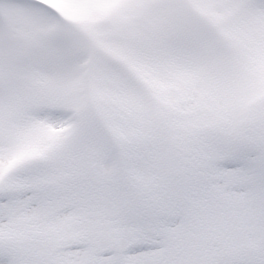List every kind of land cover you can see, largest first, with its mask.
<instances>
[{"label": "rangeland", "instance_id": "1", "mask_svg": "<svg viewBox=\"0 0 264 264\" xmlns=\"http://www.w3.org/2000/svg\"><path fill=\"white\" fill-rule=\"evenodd\" d=\"M0 264H264V0H0Z\"/></svg>", "mask_w": 264, "mask_h": 264}]
</instances>
